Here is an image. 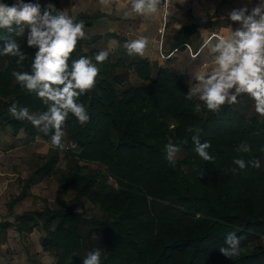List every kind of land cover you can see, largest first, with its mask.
<instances>
[{
	"label": "trees",
	"instance_id": "obj_1",
	"mask_svg": "<svg viewBox=\"0 0 264 264\" xmlns=\"http://www.w3.org/2000/svg\"><path fill=\"white\" fill-rule=\"evenodd\" d=\"M39 5L43 13L47 5ZM73 17L84 22L88 38L79 41L69 64L81 56L95 62L101 50L109 56L97 65L95 88L79 98L90 120L81 125L69 114L64 125L67 169L59 171L58 158L52 155L24 181L22 197L58 172V182L71 187L74 197L54 210L16 216L14 230L20 235L41 231V248L55 256V264H83L97 248L101 264H264V116L255 112L254 100L241 94L237 103L210 112L198 97L187 99L197 83L190 82L191 76L113 47L111 42L126 41L97 31L108 17ZM16 31L15 26L12 32L0 29V36L15 39L28 57L18 63V57L0 51V131L15 140L22 134L27 142L51 145L52 133L45 135L8 111L13 104L31 112L47 108L12 76L13 71L31 72L38 50L28 47L27 28L20 36ZM194 32L180 30L176 48L188 46ZM3 43L0 39V48ZM193 135L211 143L208 151L215 163L198 156ZM169 142L181 148L175 167L166 160ZM241 143L250 144L252 152H237ZM236 158H259L261 167L240 170L233 163ZM22 197L9 203L10 212ZM82 202L92 207V214L80 208ZM4 226L2 230L10 228ZM233 232L242 238V251L226 258L219 248Z\"/></svg>",
	"mask_w": 264,
	"mask_h": 264
},
{
	"label": "clouds",
	"instance_id": "obj_2",
	"mask_svg": "<svg viewBox=\"0 0 264 264\" xmlns=\"http://www.w3.org/2000/svg\"><path fill=\"white\" fill-rule=\"evenodd\" d=\"M99 3L108 7L110 0H99ZM159 4L160 0H131V12L152 16L158 13ZM228 15L232 22H240L241 27L228 35L215 37L216 43L211 45L213 66L208 70L206 65L196 75L197 83L190 87L187 99L198 97L210 112L218 113L225 105L237 103L241 94H247L255 102V112L264 116V0H259L250 12L248 7H243L233 9ZM13 26L18 29L17 36L23 35L27 28V45L38 50L31 72L13 71L12 76L22 88L35 93L47 108L42 112H31L27 106L13 104L8 111L15 119L30 122L43 134L52 133L51 145L63 150L66 146L64 125L69 114L74 115L81 125L90 120L87 108L79 98L95 88L100 73L97 65L108 59L109 52L99 51L94 57L95 62L91 57L81 56L72 60L70 65L69 60L79 41L88 38L85 24L77 22L65 11H58L51 3L43 13L39 3H26L25 0H17L12 6L0 3V29L12 32ZM0 39L4 41L0 48L3 55L18 57V63L28 58L15 39L7 36H0ZM148 46L149 41L145 37L124 44L130 56H144ZM199 107L197 105V110ZM191 139L198 156L205 162L215 163V157L208 151L211 143L201 142L199 135H193ZM165 151L166 160L175 167L180 146L169 142ZM236 151L251 153L252 146L241 143ZM233 163L240 170L249 166L261 167L259 158L247 162L236 158ZM230 171L235 172L236 169ZM241 239L236 233H229L224 242L226 246L219 248V252L226 258L239 256ZM83 264H101V250L90 251Z\"/></svg>",
	"mask_w": 264,
	"mask_h": 264
},
{
	"label": "crops",
	"instance_id": "obj_3",
	"mask_svg": "<svg viewBox=\"0 0 264 264\" xmlns=\"http://www.w3.org/2000/svg\"><path fill=\"white\" fill-rule=\"evenodd\" d=\"M34 1L41 5L58 4L73 16L101 13L109 18L103 20L102 25L106 27L101 29L104 32L122 36L126 42L139 37L147 38L149 46L141 57L189 76L192 72L204 70L206 65L211 70L214 55L211 45L216 43L215 37L228 35L241 27L240 22L230 20L229 12L243 7H248L250 12L259 3V0H160L157 14L139 16L131 12V0H110L108 7H103L99 0ZM3 2L0 0V3ZM184 28H195V32L188 38V46L184 44L185 47L176 48V39ZM209 41L210 44H207ZM181 58L183 61L179 62ZM6 210L10 212L9 204ZM15 218L11 221L0 215V229L6 224L14 226ZM0 248L4 249L3 245L0 244ZM6 256V252H0V264H4Z\"/></svg>",
	"mask_w": 264,
	"mask_h": 264
},
{
	"label": "rangeland",
	"instance_id": "obj_4",
	"mask_svg": "<svg viewBox=\"0 0 264 264\" xmlns=\"http://www.w3.org/2000/svg\"><path fill=\"white\" fill-rule=\"evenodd\" d=\"M101 27L106 26L99 24L98 32H104ZM111 44L114 45L113 47L119 45V50L125 48V43L122 42L115 41ZM187 55L190 56V54ZM178 61L181 62L183 59ZM197 74L198 72H192L190 82L196 80ZM65 150L66 147L61 150L42 141L27 142L22 134L15 140L8 131H0V215L13 221L16 216L23 213L38 212L44 209L54 210L64 205L65 202H69L74 197V191L71 187L58 182L59 172L42 183L32 186L26 198L22 197L25 189L24 181L37 167L45 164L52 155L58 158L57 169L65 172L68 166L67 161L63 159ZM91 167L99 170L96 165ZM20 197L22 200L13 212H8L6 210L8 204ZM79 206L85 210L86 214L93 213L88 203L82 202ZM9 227L7 231L0 229V244L4 247V249L0 248V252L7 254L4 257V264H55V256L41 248V240L44 238L41 231H34L31 235H20L14 230L13 225Z\"/></svg>",
	"mask_w": 264,
	"mask_h": 264
},
{
	"label": "built area",
	"instance_id": "obj_5",
	"mask_svg": "<svg viewBox=\"0 0 264 264\" xmlns=\"http://www.w3.org/2000/svg\"><path fill=\"white\" fill-rule=\"evenodd\" d=\"M166 1H170V0H166Z\"/></svg>",
	"mask_w": 264,
	"mask_h": 264
}]
</instances>
